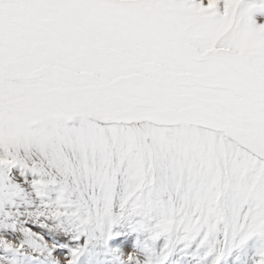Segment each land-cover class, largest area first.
<instances>
[{
    "label": "snow or ice",
    "instance_id": "snow-or-ice-1",
    "mask_svg": "<svg viewBox=\"0 0 264 264\" xmlns=\"http://www.w3.org/2000/svg\"><path fill=\"white\" fill-rule=\"evenodd\" d=\"M257 15L0 0V264H264Z\"/></svg>",
    "mask_w": 264,
    "mask_h": 264
},
{
    "label": "rangeland",
    "instance_id": "rangeland-1",
    "mask_svg": "<svg viewBox=\"0 0 264 264\" xmlns=\"http://www.w3.org/2000/svg\"><path fill=\"white\" fill-rule=\"evenodd\" d=\"M257 21L264 22V17L260 16L254 17ZM117 231H120V229H117ZM137 240L136 234H128L126 236L122 235L117 237L115 240L112 241V245L114 247L122 248L125 251H131L132 248L135 246Z\"/></svg>",
    "mask_w": 264,
    "mask_h": 264
},
{
    "label": "bare ground",
    "instance_id": "bare-ground-1",
    "mask_svg": "<svg viewBox=\"0 0 264 264\" xmlns=\"http://www.w3.org/2000/svg\"><path fill=\"white\" fill-rule=\"evenodd\" d=\"M255 17H257V16H255ZM258 17H260V16L258 15ZM257 22H260V21L258 20Z\"/></svg>",
    "mask_w": 264,
    "mask_h": 264
}]
</instances>
